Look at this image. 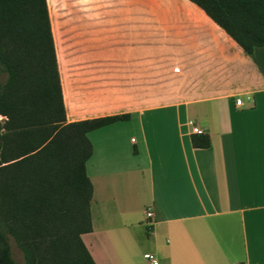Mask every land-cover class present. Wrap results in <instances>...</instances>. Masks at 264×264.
<instances>
[{"label":"crops","instance_id":"crops-1","mask_svg":"<svg viewBox=\"0 0 264 264\" xmlns=\"http://www.w3.org/2000/svg\"><path fill=\"white\" fill-rule=\"evenodd\" d=\"M46 5L67 122L131 116L88 135L94 263L264 264V45L188 0Z\"/></svg>","mask_w":264,"mask_h":264},{"label":"trees","instance_id":"trees-1","mask_svg":"<svg viewBox=\"0 0 264 264\" xmlns=\"http://www.w3.org/2000/svg\"><path fill=\"white\" fill-rule=\"evenodd\" d=\"M246 54L264 45V0H188ZM0 264H15L8 236L49 240L50 264H95L89 133L130 114L67 122L46 0H0ZM208 148V135H191ZM22 239V238H21Z\"/></svg>","mask_w":264,"mask_h":264},{"label":"rangeland","instance_id":"rangeland-1","mask_svg":"<svg viewBox=\"0 0 264 264\" xmlns=\"http://www.w3.org/2000/svg\"><path fill=\"white\" fill-rule=\"evenodd\" d=\"M0 119L3 118L0 117ZM21 235L22 236L20 237V242L23 246L26 247V250L29 252V256L31 257L33 264H50L51 252L49 240L47 238L35 237L29 233H22ZM8 243L10 246L11 257L14 263L25 264L23 252L11 236H8Z\"/></svg>","mask_w":264,"mask_h":264},{"label":"built area","instance_id":"built-area-1","mask_svg":"<svg viewBox=\"0 0 264 264\" xmlns=\"http://www.w3.org/2000/svg\"><path fill=\"white\" fill-rule=\"evenodd\" d=\"M237 103H239V102H237ZM189 125H190L191 133L197 134V135L201 134V131L196 126H194L192 123H189ZM146 216L150 218L152 216V213L150 211H147ZM144 258L147 260H150L153 263L156 261L154 258H152V256L147 255V254L144 255Z\"/></svg>","mask_w":264,"mask_h":264}]
</instances>
